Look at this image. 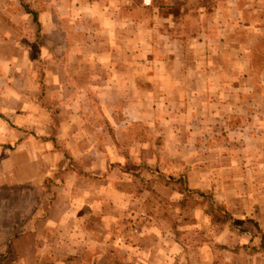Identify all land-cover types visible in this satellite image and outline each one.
Masks as SVG:
<instances>
[{"label": "rangeland", "instance_id": "1", "mask_svg": "<svg viewBox=\"0 0 264 264\" xmlns=\"http://www.w3.org/2000/svg\"><path fill=\"white\" fill-rule=\"evenodd\" d=\"M123 1L0 0V264H264V0Z\"/></svg>", "mask_w": 264, "mask_h": 264}, {"label": "crops", "instance_id": "2", "mask_svg": "<svg viewBox=\"0 0 264 264\" xmlns=\"http://www.w3.org/2000/svg\"><path fill=\"white\" fill-rule=\"evenodd\" d=\"M107 1H109V3ZM112 1L113 0H78V3L77 4H79V2H80L81 3V6H83L84 9H88L89 6H91L95 10H99L100 13H101V21H100L101 22V24H100L101 32H105V31H107V32H113L115 30V28H114L115 25L113 24V20H112V18L114 16L112 13H115L116 12V10H115L116 7H113V2ZM114 3L119 4V8L120 9L122 7L124 8V10H125V18H126V15H127V12L126 11H127V8H128V4H127L128 2L123 1V0H120V1L115 0ZM86 4H87L88 7L86 6ZM117 19H119V18L117 17ZM114 21H115V23H117L116 18H114ZM125 22H127V19H125ZM125 25H126V23H125ZM125 32H127V28H125ZM168 38H166V39H168ZM174 39H175V43L174 42H171V43H168L167 42L165 44H161L160 43L159 46H158V48H157V44H155L153 46H154V48H157L156 50H158V51L162 50V51L165 52V51H167V47L169 45H171V48L172 49L174 47H178L177 45H180V43H176L177 41H179V39H177V38H174ZM208 39L209 38H207L206 36L203 37L202 35H195L192 38L191 42L188 43L187 46H189V48L191 47L190 51L192 52V56L195 58V60L199 56H201L200 53H198L200 51V49L202 47H204V48L207 47L208 41H209ZM110 43H111V40H110ZM147 47H148V45H147ZM126 49H128V48H126ZM172 49H171L170 56H172L173 61L176 63V66H178L177 68L181 67V69L183 71V72L181 71V76L178 78L177 81L178 82H181V83H183L184 81H188L189 77L186 76V74L184 73V69H183V66L185 65L184 59L181 58V57H183V54L185 53V51H183V49H182L181 52H176L177 54L173 57ZM126 52H127V50H126ZM163 58H164L163 54L158 55V60H156V63L157 64H161L162 67L165 68L168 65L163 60ZM196 92H197V90H195V93ZM181 93H182V95H185V91L184 90Z\"/></svg>", "mask_w": 264, "mask_h": 264}, {"label": "trees", "instance_id": "3", "mask_svg": "<svg viewBox=\"0 0 264 264\" xmlns=\"http://www.w3.org/2000/svg\"><path fill=\"white\" fill-rule=\"evenodd\" d=\"M20 1H22V0H20ZM25 9H26V11L27 12H29V13H31L32 15H33V19L36 21V20H38V18H37V13L34 11V10H31L28 6H26L25 5ZM195 192L197 193V194H199V196L201 195V196H204L206 199H208V200H210L211 199V197H210V195L209 194H207L206 192H200V191H198V190H195ZM213 203V202H212ZM221 210H220V208H217V207H215V205L214 204H212L211 205V214H212V217H213V220L215 221V222H226L227 220H228V218H229V216H228V213L226 212V211H224V212H220ZM4 258H5V255H3L1 258H0V262L2 261V260H4Z\"/></svg>", "mask_w": 264, "mask_h": 264}]
</instances>
